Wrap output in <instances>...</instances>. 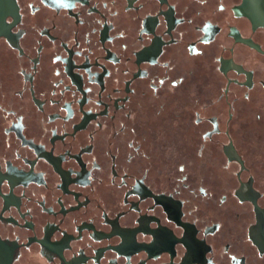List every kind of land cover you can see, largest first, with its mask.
<instances>
[{
    "label": "water",
    "instance_id": "1",
    "mask_svg": "<svg viewBox=\"0 0 264 264\" xmlns=\"http://www.w3.org/2000/svg\"><path fill=\"white\" fill-rule=\"evenodd\" d=\"M253 2L0 0V264H264L209 116Z\"/></svg>",
    "mask_w": 264,
    "mask_h": 264
},
{
    "label": "flooded vegetation",
    "instance_id": "2",
    "mask_svg": "<svg viewBox=\"0 0 264 264\" xmlns=\"http://www.w3.org/2000/svg\"><path fill=\"white\" fill-rule=\"evenodd\" d=\"M253 1L209 116L264 178V0Z\"/></svg>",
    "mask_w": 264,
    "mask_h": 264
}]
</instances>
